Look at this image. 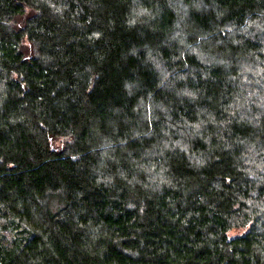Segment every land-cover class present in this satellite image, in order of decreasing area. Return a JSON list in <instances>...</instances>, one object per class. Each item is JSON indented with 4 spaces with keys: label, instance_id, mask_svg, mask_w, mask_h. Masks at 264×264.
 Instances as JSON below:
<instances>
[{
    "label": "trees",
    "instance_id": "trees-1",
    "mask_svg": "<svg viewBox=\"0 0 264 264\" xmlns=\"http://www.w3.org/2000/svg\"><path fill=\"white\" fill-rule=\"evenodd\" d=\"M0 230V264H264V0H0Z\"/></svg>",
    "mask_w": 264,
    "mask_h": 264
},
{
    "label": "rangeland",
    "instance_id": "rangeland-1",
    "mask_svg": "<svg viewBox=\"0 0 264 264\" xmlns=\"http://www.w3.org/2000/svg\"><path fill=\"white\" fill-rule=\"evenodd\" d=\"M247 66L248 65H243L242 67H247ZM245 231H246V229H242V228L234 229V230L229 231L227 233V235L229 238H232V237L239 236V235L243 234ZM0 237H5L6 239H9L10 235L6 231L0 230Z\"/></svg>",
    "mask_w": 264,
    "mask_h": 264
}]
</instances>
